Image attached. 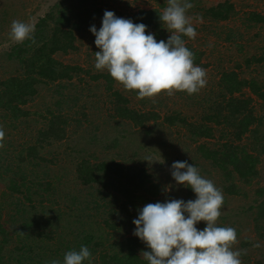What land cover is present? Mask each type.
I'll list each match as a JSON object with an SVG mask.
<instances>
[{
	"label": "trees",
	"instance_id": "1",
	"mask_svg": "<svg viewBox=\"0 0 264 264\" xmlns=\"http://www.w3.org/2000/svg\"><path fill=\"white\" fill-rule=\"evenodd\" d=\"M87 1L65 0L56 3L36 24L35 43L32 40L17 43L6 54L8 59L4 63L10 62L9 66L0 65V122L6 144L11 147V152L8 148L0 149V264H7V252L11 253L9 259H14L13 264H46L53 259L63 264L65 254L72 250L79 251L81 246L89 248L92 264H148L142 252L150 249L133 234L136 227L133 220L138 218L143 206L162 193L163 188L160 182L153 179V174L139 164L137 157L99 158L85 145L81 146L76 151L81 161L74 165L75 178L89 191L91 198L76 191L70 193V203L65 199L66 209L57 205L59 198L64 196L62 183L66 174L54 171L49 165L58 162V156L50 152L51 157L48 158L43 150L54 141L65 138L70 118L61 111L63 90L66 89L64 83L74 78H78L79 83L84 82L81 74L101 81L98 83H102L112 104V111L105 120L110 128V140L105 142L104 149L122 146L134 149L137 133L131 127L120 130L118 126L123 122L144 130L142 134L146 138L155 130L160 133L165 127L180 124L188 129L191 142L211 137L215 135V130H220L221 140L212 145L198 143L188 152L192 157L185 154L187 158L178 156L176 160L188 161L202 170H206L202 164L205 163L211 172L215 170L220 174V190L224 196L221 210L234 205L227 214L224 212L220 216L217 226L235 228L238 237L250 219L264 229V188L254 189L252 196L247 190L260 175L259 165L264 158V115L258 117L254 114L251 98L238 95L243 88H249L264 107V80L259 81L252 76L241 78L237 69H241L243 64L239 61L234 68H225L218 82L220 91L207 99L206 110L198 123L189 122L178 110L162 116L158 111L135 108L130 105V99L115 87L116 81L107 71L94 73L80 64L64 63L59 59L62 54L78 50L77 30H81L84 23H90L91 18L97 15V10L92 14L93 10L85 3ZM189 2L194 6L187 13H196L206 22L218 24L237 14L236 5L231 0L217 1L210 6H205L203 0ZM6 8L1 6L0 9V32L7 25L8 17L11 20L16 14H8ZM10 8L18 11L17 7ZM162 11L160 8L140 9L126 19L147 25L146 34H152L154 30L161 33L164 25L159 14ZM245 22L249 28L264 25V13L251 11L246 14ZM166 38L160 40L166 42ZM182 38L188 39L187 36ZM237 38L238 33L230 30L225 39L236 43ZM237 46L240 51L243 50L242 44ZM186 47L194 53V64H201L202 53L192 45L186 44ZM244 63L247 68L253 64L264 65V50L246 56ZM8 68L13 70L8 71ZM51 84L60 97L58 102H54V108H47V114H42L39 110L32 111L26 107L39 94L40 87ZM68 99H72L74 104L79 101V98L71 95ZM148 101L144 98L145 105ZM42 116L46 118L47 125L38 128L33 143L24 142L18 149L19 144L15 146L14 136L21 126L19 124L25 122L27 125L31 117L36 119ZM111 120H116L115 126ZM150 122L152 125H149ZM101 127V123L96 126ZM67 155L73 158L74 152ZM134 155L137 153L134 152ZM191 191L190 188L188 196L192 194ZM248 200L251 201L243 203ZM60 218L67 223L63 225ZM59 225L63 233L58 230ZM198 227L203 230L206 224L200 222ZM260 235L264 238L263 230ZM255 243L243 240L237 250L250 251ZM242 256L244 261L250 260L247 254ZM83 264L89 262L85 260ZM258 264H264V260L258 259Z\"/></svg>",
	"mask_w": 264,
	"mask_h": 264
},
{
	"label": "rangeland",
	"instance_id": "2",
	"mask_svg": "<svg viewBox=\"0 0 264 264\" xmlns=\"http://www.w3.org/2000/svg\"><path fill=\"white\" fill-rule=\"evenodd\" d=\"M62 1L65 2V0H0V9L1 6L3 8L7 7L8 14L16 13L15 15L13 14V19L11 20H9L8 17L7 25L3 28V31L0 32V65L6 67L9 66L10 62L4 63L8 59L6 54L7 52L12 51V48L17 44L10 37L12 21L19 20L34 24L36 30V24L40 19L46 15L52 6ZM217 1L223 0H203V4L205 6H210ZM231 1L236 5L237 14L229 20L221 21L218 24L206 22L203 18L197 16L196 13H187L195 27L197 36L195 40L188 38L185 40V44L192 45L202 53L201 64L194 65L200 66L206 70V86L198 93L192 95L187 94L186 91H177L172 96L162 93L154 98L156 103L152 102V98H147L149 101L148 104L145 105L144 99H139L136 91H126L121 84L116 82L115 87L121 90L130 99L131 106L143 111H158L162 116L166 115V113L172 112V110H178L181 114L186 116L189 122L198 123L201 122V115L203 111L206 110L207 99L210 98V96L218 94L220 91L218 82L220 79V73L225 68H234L235 63L239 61L243 64L241 69H237L241 78L252 76L258 78L259 81L264 80V71L262 72L264 65L253 64L250 68H247L244 63L246 56L255 53L257 54L264 50V25H256L249 28L245 22L246 14L251 11L264 13V0ZM85 3L91 8V10H93L92 14L97 12L96 17L91 18L90 23H84L81 30H77V34L79 35L77 40L78 50L58 56L64 63H77L84 68L91 69L94 73L101 71H98L95 68V52L99 51V49L94 43L95 35L90 31V27L94 25L97 30L100 29L102 26V18L106 10L113 11L117 17L126 19L127 16L140 9L160 8L163 10L167 7V0H88ZM76 4H78V1L75 2V5ZM68 6L70 7V5ZM10 7H17L18 11L14 12ZM230 30L238 33L239 38H237L236 43L225 39L226 34ZM152 34H154L157 42H159L161 38H168L171 35L165 27L161 33L158 30H154ZM156 35L159 36L156 37ZM238 44L244 46L242 51L239 50V47L237 46ZM11 70H13V68L8 71ZM81 76L85 78L82 83L78 82V78H74V80L66 81L64 83L66 89L63 90L64 98H62L61 111L62 114L70 118V124L66 128L65 138L59 141H54L46 147L45 151L43 150L48 158L51 157L50 152L58 156V162L49 163V165L54 171H62L66 174L63 175L64 179L62 183L65 187L63 189L65 191L62 192L64 196L59 198V204H57L58 207L66 209V200H68V203L72 201L69 198L70 193L72 192L80 191L82 196H88L91 198L88 195L89 191L85 189L83 185L77 183V179L75 178L74 165L81 161L80 155H78L76 151H79L81 146L84 145L90 152H95L99 158L123 159L124 156H127V158L137 157L139 164L144 165L149 172L153 174V179L160 182L163 188L162 193L151 203L166 202L171 199H182L185 202L188 200H195L196 194L193 191H191L192 194L188 196L190 187H185L184 185H178L176 183L171 175V166L173 162L177 161L176 157L178 156L187 158V155H190L192 157L193 155L188 152L192 150L196 144L207 142L208 145H212V143L221 140L220 130H215V135L211 137L202 138L198 142H191V135L188 132V129L180 124L173 125L171 128L165 127L160 133L159 130H155L146 138L145 135L142 134V131L144 130L137 127L134 128L129 122H127L128 124L123 122L118 126L120 130L124 127H131V129L137 133L134 149H126L124 146L104 149L105 142L110 140V128L108 127V124L105 123V120L109 117L112 111V104L108 100L107 93L105 92L102 83L101 85L98 83L101 81H94L85 74H81ZM54 89L55 87L53 84L40 87L39 94L31 100L26 107L32 111L39 110L42 114H47L46 109L51 107L54 108V102H58V99L60 98L59 95L54 92ZM70 95L79 98V101L74 104L72 99H68V96ZM238 95L244 98H251V106H253L254 114L258 117L264 115L262 102L249 90V88H243ZM189 96L191 97L189 98ZM77 119L80 121L78 122ZM115 121L116 120H111L113 126H115ZM45 122L46 118L42 116L36 119H32L31 117L27 125L25 122L20 123L19 125L21 126L17 129L14 136L15 146L19 144V149L24 142L33 143V136L37 133L38 128L47 125ZM99 123L102 124V127L96 128ZM2 125L3 124L0 122V128ZM149 125H152V122H150ZM30 134H32V138ZM101 135H107L108 137H102ZM4 143V148H8L11 152V147H8L6 144V136ZM141 143L143 144L142 148L140 147ZM68 152H74L73 158H71L70 155H67ZM134 152H136L137 155H134ZM146 157H151V160H145ZM93 160L97 159L93 158ZM198 161L200 162V159ZM195 162H197V159ZM202 164L203 168H206L208 172L197 166L201 176L210 179L218 189H222V178L220 174L215 170H212L211 172L209 166L205 163ZM259 169L260 175H258L257 179L253 181L254 185L247 189L251 196L254 194V189H257L258 187L264 188V158L259 165ZM249 201L251 200L243 201V203H248ZM231 207H226L223 211L221 210L222 214H224V212L227 214ZM60 219L63 225L67 223L62 222L64 219ZM70 221L74 226L75 223H73V217L70 218ZM199 223L196 225L198 229ZM57 227L59 228L58 230L60 233H63L64 230H62V227L60 225ZM261 230L264 231V229L258 227L257 223L252 219L248 220L242 228L241 234L238 237L240 242L238 244H241L243 240H248L251 243L254 241L260 242L259 244L261 245L259 248L251 246L250 251H247L250 260L244 261V257L241 256L242 264H258V259L264 260V238L260 235ZM130 234H132V232H130ZM122 236L124 237V235ZM237 247L238 245L234 250H237ZM10 257L11 253L7 252L5 255V262H7V264L14 263V259L10 260Z\"/></svg>",
	"mask_w": 264,
	"mask_h": 264
},
{
	"label": "clouds",
	"instance_id": "3",
	"mask_svg": "<svg viewBox=\"0 0 264 264\" xmlns=\"http://www.w3.org/2000/svg\"><path fill=\"white\" fill-rule=\"evenodd\" d=\"M193 6L189 0H167V7L159 14L171 33L166 42H157L154 34H146L147 25L106 10L100 29L90 27L99 49L95 52L96 70H107L126 91H136L139 99L152 98L153 103L162 93H198L207 84V72L194 65V53L182 38L195 40L197 36L187 15ZM34 32V24L19 20L11 23L10 37L15 43H35ZM4 141L5 132L0 128V149L5 147ZM171 175L178 185L190 187L196 199L147 203L139 210L133 220V234L150 249L142 252L148 264H242L241 256L247 250H234L239 243L236 229L217 226L224 207L222 191L188 161L173 162ZM201 221L206 223L203 230L196 227ZM260 246L258 242L253 245ZM85 260L92 264V253L81 246L79 251H68L63 264H83ZM46 264L61 262L53 259Z\"/></svg>",
	"mask_w": 264,
	"mask_h": 264
}]
</instances>
